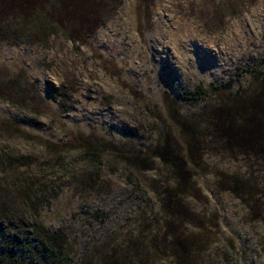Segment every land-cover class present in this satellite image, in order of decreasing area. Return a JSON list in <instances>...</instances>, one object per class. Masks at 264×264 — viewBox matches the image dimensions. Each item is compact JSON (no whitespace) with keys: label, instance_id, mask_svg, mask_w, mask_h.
Wrapping results in <instances>:
<instances>
[{"label":"rangeland","instance_id":"374dc122","mask_svg":"<svg viewBox=\"0 0 264 264\" xmlns=\"http://www.w3.org/2000/svg\"><path fill=\"white\" fill-rule=\"evenodd\" d=\"M92 2L94 23L80 0H0V254L35 252L30 228L42 224L72 237L73 264H104L110 250L129 254L120 264H177L148 244L163 236L161 194L174 186L166 167L44 144L83 137L146 149L160 130L151 107L199 86L206 101L174 107L204 128L264 69V0ZM208 134L207 168L157 247L176 233L187 264H264V172ZM221 173L238 180L235 192L222 189ZM127 238L141 256L125 251Z\"/></svg>","mask_w":264,"mask_h":264},{"label":"trees","instance_id":"16d2710c","mask_svg":"<svg viewBox=\"0 0 264 264\" xmlns=\"http://www.w3.org/2000/svg\"><path fill=\"white\" fill-rule=\"evenodd\" d=\"M80 1L83 3L82 8L78 11L81 18L89 23L97 21L100 17L99 9H96V5H92L94 2L92 0ZM91 14L94 16L92 17ZM208 96V88L202 86H199L194 92L190 91L177 96L165 94L160 109L155 105L151 107L160 130L156 135L155 144L146 149L125 150L117 144L105 141V139L91 141L83 137L72 138L73 140H69L70 142L59 146L46 142L44 146L46 149H58L56 150L58 153L79 149L85 156L94 159H99L101 154L113 155L120 158L127 166L141 171L151 170L149 165L155 161L166 167L172 176L174 186L168 187L164 190V194H161L163 197L162 209L166 213V221L162 229L164 236L167 231H171L173 222L170 219L178 215L179 212L181 213L177 206L181 203L180 199L193 189L194 178L207 168L204 156L213 141L209 140V137H204L205 131H208V135L212 139H216V142L224 144L234 154H240L251 160L253 166L256 164L264 172V69L252 74V82L247 90L237 91L230 100L221 102L213 108L204 128L195 121L188 120L182 115L181 110L174 107L181 103L206 101ZM221 176L223 178L219 177L218 183L222 189L235 192L238 180L229 178L228 175L222 173ZM29 201L32 203V200ZM25 225L28 226V224ZM31 227V232L36 234V251L32 252V248L25 247L24 253L17 255L16 252L3 248L0 254V264H28L29 257L32 258V264L74 263L77 255L72 246V237L66 230L62 228L51 230L42 224L40 226L35 224ZM19 228L30 231V229L23 228V224H19ZM163 236L159 240L156 238L149 240L148 244L153 256H160L167 252L177 261V264H187L186 251H188V247L181 242L179 234L172 233L174 245L162 246L159 249L157 243H162L165 240ZM156 241L158 242L156 243ZM132 243L128 238L126 239L125 251L133 253L135 259L141 254L136 247L131 245ZM116 252L118 251L110 250L104 264H120L123 259L129 256V254L117 256Z\"/></svg>","mask_w":264,"mask_h":264}]
</instances>
